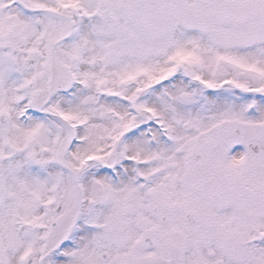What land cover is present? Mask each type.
<instances>
[{
    "label": "snow or ice",
    "instance_id": "obj_1",
    "mask_svg": "<svg viewBox=\"0 0 264 264\" xmlns=\"http://www.w3.org/2000/svg\"><path fill=\"white\" fill-rule=\"evenodd\" d=\"M0 264H264V0H0Z\"/></svg>",
    "mask_w": 264,
    "mask_h": 264
}]
</instances>
